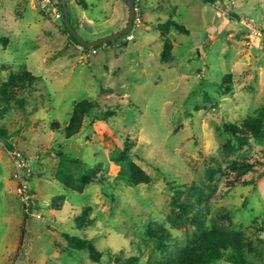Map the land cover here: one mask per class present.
Masks as SVG:
<instances>
[{"label":"rangeland","instance_id":"rangeland-1","mask_svg":"<svg viewBox=\"0 0 264 264\" xmlns=\"http://www.w3.org/2000/svg\"><path fill=\"white\" fill-rule=\"evenodd\" d=\"M134 3L131 40L83 49L54 0H0V130L12 146L0 139V264H165L191 242L193 219L264 247V0ZM67 7L85 40L128 20L122 0ZM167 22L186 32L162 31ZM23 72L36 82L4 103L2 87ZM80 101L94 107L66 138ZM254 119L258 134L238 133L239 147L224 125ZM130 164L149 181L126 180ZM89 170L80 191L57 179L78 185ZM67 236L90 242L98 260Z\"/></svg>","mask_w":264,"mask_h":264},{"label":"trees","instance_id":"trees-1","mask_svg":"<svg viewBox=\"0 0 264 264\" xmlns=\"http://www.w3.org/2000/svg\"><path fill=\"white\" fill-rule=\"evenodd\" d=\"M56 5L59 7L57 0H54ZM135 1V0H134ZM204 3H214L218 0H202ZM68 4V0H66ZM80 4L84 6V3L80 1ZM136 8V6H135ZM70 16V13H69ZM71 21V25L73 29L77 32V26L74 25ZM63 24L65 32L68 34L69 38L78 46H80L76 40L69 34L66 26ZM169 26H173L177 30L181 32H186L185 28L178 25L175 22H167L164 23L160 28L162 31H166ZM129 35V34H127ZM127 35H123L121 38H125ZM118 39V40H119ZM118 40L106 42L105 45H111L116 43ZM5 41V40H4ZM125 44V42L123 43ZM101 46V45H100ZM97 47H88L96 49ZM81 47V46H80ZM83 49H87L82 47ZM170 48L171 44L169 41L164 43V48L162 52V60L166 61L170 56ZM36 77L31 75L29 72H23L20 75H13L6 84L2 87L1 96L3 98V102L8 104L10 100L15 98L14 89L16 87L25 88L26 86H33L36 82ZM94 107L93 103L88 101H80L76 103L71 111L69 116L68 125L64 128V134L66 138H70L75 135L79 130L83 117L92 110ZM112 114V113H111ZM261 127V120L254 119L250 121H246L242 128H238L231 124L224 125V128L231 132L233 136L238 140V146H242L244 143V138L240 134L252 133L253 135H257ZM0 139L3 141L4 147L6 150L11 151L12 146L8 142V137L5 131L0 130ZM127 148H123V154L126 152ZM250 171V166L245 165V167L241 170V174H245ZM95 170H89L88 173L81 176L79 179L78 185H71L68 183V179L65 176H62L60 173L57 175V179L68 185L75 190H81L84 185H86L90 179V177L94 174ZM126 180L131 182L132 184H137L141 182H148L149 177L142 172L137 166L130 164L129 171L126 175ZM86 213L81 215L78 219V223L85 222ZM192 222H196V229L193 233V237L191 242L182 248L178 249V253L173 260H168L165 264H215L219 260H224L229 262L230 264H256L254 262V256L257 255L259 259H264V247L255 244L254 242L247 241L241 235L223 232L219 229H206L201 223H198L193 219ZM78 227L81 225L77 224ZM259 229L264 234V215L259 220ZM157 232V231H156ZM156 232H151L152 234H156ZM166 232L162 229L159 231V236L165 237ZM67 239L76 247L87 248L90 255L98 260L99 253L95 250L94 246L85 240H82L78 237H69ZM253 254V256L251 255Z\"/></svg>","mask_w":264,"mask_h":264},{"label":"water","instance_id":"water-1","mask_svg":"<svg viewBox=\"0 0 264 264\" xmlns=\"http://www.w3.org/2000/svg\"><path fill=\"white\" fill-rule=\"evenodd\" d=\"M57 2L60 7V12L63 18L64 25L66 26L69 34L76 40V42L81 47H84V48L97 47V46L105 44L106 42L118 40L123 35H127L128 33H130L133 29L134 17H135L134 0H122V2L126 3V5L128 6V20H127L126 25L122 29L116 32H113L109 35H106L102 38L96 39V40H85L82 37H80L79 34L73 29L71 25L66 0H57Z\"/></svg>","mask_w":264,"mask_h":264},{"label":"built area","instance_id":"built-area-1","mask_svg":"<svg viewBox=\"0 0 264 264\" xmlns=\"http://www.w3.org/2000/svg\"><path fill=\"white\" fill-rule=\"evenodd\" d=\"M37 3H40V5H45V4H48L49 3V0H37ZM47 6V5H46ZM137 10V8L135 9ZM51 13H53L54 17L56 19H60L62 18V15H61V12L58 10L56 11L55 9H51ZM135 22L137 21V17L135 18L134 20ZM247 22L245 21H242V24L244 25L245 28L247 29H250V30H254V27L253 25L251 26L250 23L252 24V19L248 18L246 20ZM249 22V23H248ZM132 32V31H131ZM130 32V33H131ZM128 33L129 35H127L125 38H124V42L125 41H129L133 38L132 34ZM264 34V33H263ZM258 35L259 36H262V33L258 32ZM15 155V164L17 167L19 168H23L24 167V163H23V160L20 158V155L19 153H14Z\"/></svg>","mask_w":264,"mask_h":264}]
</instances>
